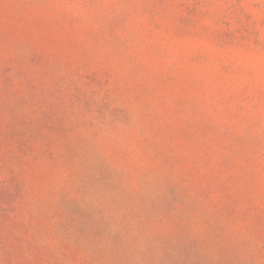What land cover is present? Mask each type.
<instances>
[{
    "label": "rangeland",
    "instance_id": "374dc122",
    "mask_svg": "<svg viewBox=\"0 0 264 264\" xmlns=\"http://www.w3.org/2000/svg\"><path fill=\"white\" fill-rule=\"evenodd\" d=\"M0 264H264V0H0Z\"/></svg>",
    "mask_w": 264,
    "mask_h": 264
}]
</instances>
